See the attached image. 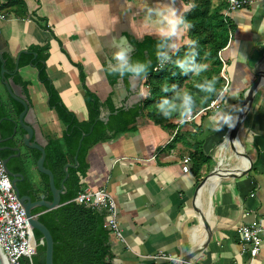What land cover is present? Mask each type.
<instances>
[{
	"label": "crops",
	"instance_id": "0c3cea01",
	"mask_svg": "<svg viewBox=\"0 0 264 264\" xmlns=\"http://www.w3.org/2000/svg\"><path fill=\"white\" fill-rule=\"evenodd\" d=\"M3 2L0 57L7 55L15 62L21 51L47 44L46 74L61 102L79 122L88 119L84 87L98 98L101 113L109 112L107 102L116 108L123 103L133 107L144 100L145 78H120L109 75L106 69L116 50L112 46L114 37H123V42L131 45L132 59L136 45L146 39H159L156 24L146 19L143 8L145 3L159 7L163 0H129L130 7H126L125 0ZM198 3L199 0H176V8L183 15ZM224 4V0H209L210 9L221 7V14ZM33 17L43 19L50 30L41 29ZM226 19L232 32L226 47L219 51L227 79L221 90L227 89L230 98L226 110L236 117L247 90L256 80V72L264 75V0H252L249 6L230 11ZM188 40L186 32L177 38V44H187ZM202 64L210 68V61ZM29 69L34 70L40 89L31 83ZM17 73L27 83L33 113L45 138L60 137L64 128L54 109L47 105V92L36 69L27 65L18 68ZM225 106L220 103V107ZM212 112L206 111L193 122L183 124L169 118L173 125L169 128L154 124L144 111L128 131L88 150L87 167L80 175L81 188H103L115 202L122 239L112 236L110 240L114 264H180L182 253L203 238L205 229L198 216L195 191L211 167L204 165L200 177H196L191 163L188 172L182 171V159L192 151L194 141L202 142L205 153L211 155L224 129L227 133V126L213 131L209 123ZM192 124L200 127L195 138L190 136ZM239 131L247 155L241 167L245 170L226 177L214 172L204 186L201 213L207 217L212 235L192 256L190 264H264V234L260 252L250 263L238 245V227L264 217V82L256 90ZM229 134L222 136L217 149L219 166L224 162L234 165L238 160ZM32 179L37 189L39 175L33 173Z\"/></svg>",
	"mask_w": 264,
	"mask_h": 264
},
{
	"label": "trees",
	"instance_id": "16d2710c",
	"mask_svg": "<svg viewBox=\"0 0 264 264\" xmlns=\"http://www.w3.org/2000/svg\"><path fill=\"white\" fill-rule=\"evenodd\" d=\"M21 1V0H19ZM4 5V4H3ZM226 7V4H224ZM220 8L214 10L209 7V0H199V3L190 11L183 15L192 24V28L187 31L191 40L198 42L197 61L202 64L203 61H210V68L200 76L189 74L182 75L179 69L172 64H166L158 70H154L158 64L155 58V45L158 39H146L141 44L136 45V54L133 60L148 61L151 60L149 74L145 78L144 85L147 87V98L142 102L126 110L119 108L118 112L109 116L107 122L97 121L90 134L85 136L78 148L79 139L82 133H88L94 120L100 115V102L96 95L84 87V100L88 110L87 121L79 122L75 115L70 112L61 102L58 93L53 87L45 71V62L48 57V45L30 46L28 53L20 52L18 66L19 68L27 65L33 66L37 71L38 80L43 84L47 92V105L54 109L57 119L63 126V132L60 137L48 139L45 146L44 165L53 176L56 187L60 186L64 178L63 167L66 163H74V156L77 151L78 167L68 169V178L64 182L66 193L61 196V204L52 210L46 211L43 207L33 210V214L38 215L39 221L49 230L53 239V264H114L115 255L111 250V233L106 228V212L104 210H94L83 205H78L72 201L77 192L81 189L80 175L85 173L86 155L88 150L100 141H106L120 133L128 131L135 122L136 118L146 112V116L154 124H165L173 128L172 123L159 114L156 103L166 93L162 91L165 84L171 86L178 85L182 89L189 90L196 95L197 106L193 112L206 107L216 95L208 99H202L204 93L198 92L196 84L204 78L216 81L217 91L222 88L223 80L220 77L221 61L219 51L226 47L232 25L230 21L219 13ZM4 6L1 7L4 13ZM21 17V16H20ZM34 22L44 30H50L47 23L39 17H33ZM187 51L186 44L179 47L178 56H183ZM35 53V57H33ZM7 60L6 68L14 71L15 64L12 58L3 57ZM176 56H173L175 59ZM1 69V60H0ZM126 77V76H125ZM81 81H84V75L80 72ZM15 79L21 81L18 73H15ZM27 85L26 82H24ZM170 95V93H168ZM110 112L115 108L107 102ZM177 118L175 116L171 117ZM177 123L178 120H177ZM181 124V123H180ZM190 136L195 138L200 134V127L192 124L190 126ZM226 133L224 129L221 138ZM187 145V144H186ZM188 146V145H187ZM192 151L188 153L191 160V169L196 177H200V170L204 165H209L210 156L205 153L203 143L194 141L191 145ZM40 153L32 151V166ZM37 172V171H36ZM40 177V183L35 190L37 196L34 200L40 198L51 200V193L48 187L47 176L37 172ZM27 189L32 192V185L28 181ZM38 245L30 259L23 258L20 264H45V244H41V234L33 231Z\"/></svg>",
	"mask_w": 264,
	"mask_h": 264
},
{
	"label": "clouds",
	"instance_id": "9594fccd",
	"mask_svg": "<svg viewBox=\"0 0 264 264\" xmlns=\"http://www.w3.org/2000/svg\"><path fill=\"white\" fill-rule=\"evenodd\" d=\"M126 7H130L129 0H125ZM143 12L148 21H152L157 26L158 42L155 45V58L162 69L166 64H172L179 69L182 75L192 74L200 76L207 70V65L197 61L198 42L189 39L187 41L183 56H178L179 45L177 38L192 28V24L176 8V0H163L159 7H154L145 3ZM124 38H113L112 46L116 49L112 54V61L106 69L109 75L123 78L128 76L130 79L139 80L146 78L151 67V60H133L131 57L132 47L123 42ZM173 56H176L173 59ZM198 92L204 93L202 99H208L212 95L217 96V104L223 103L225 107H216L209 118L210 126L213 131H220L222 127L229 128L234 126L236 117L232 112L227 111V89L217 91L216 81L204 78L196 84ZM162 91L166 95L162 96L156 103L157 111L165 119L175 116L179 123L183 124L192 116L197 106L196 95L178 85L165 84ZM170 93V95L168 94ZM144 95L147 98L146 94Z\"/></svg>",
	"mask_w": 264,
	"mask_h": 264
},
{
	"label": "built area",
	"instance_id": "2783aa9c",
	"mask_svg": "<svg viewBox=\"0 0 264 264\" xmlns=\"http://www.w3.org/2000/svg\"><path fill=\"white\" fill-rule=\"evenodd\" d=\"M226 7L223 11V17L226 18L230 11L249 6L252 0H224ZM3 0H0V19L4 17L1 11ZM160 69L157 64L154 70ZM223 83L227 79L223 68L220 72ZM217 96L203 109L193 112L187 122H193L198 116L206 111H215ZM190 157L186 155L182 159V171L190 170ZM72 201L78 205L94 210H104L106 212V228L114 238L122 239V235L116 219V206L112 196L103 188L91 190L82 187ZM36 216V215H34ZM262 234H264V217L254 219L249 224H242L238 227V245L240 252L249 257V263L259 254L262 243ZM43 244V240H40ZM38 245L34 237L33 230L26 217L24 208L16 198L13 187L8 176L4 171L0 160V255L4 264H20L21 259H30Z\"/></svg>",
	"mask_w": 264,
	"mask_h": 264
},
{
	"label": "water",
	"instance_id": "95a60500",
	"mask_svg": "<svg viewBox=\"0 0 264 264\" xmlns=\"http://www.w3.org/2000/svg\"><path fill=\"white\" fill-rule=\"evenodd\" d=\"M2 39H1V35H0V50L2 49ZM23 53H28L27 50H23L21 51ZM19 56L20 53L16 56L15 58V68L14 71H17L19 66H18V60H19ZM33 57H35V53H33ZM7 73V71L4 69V62H1V69H0V75L1 78L4 77V74ZM264 82V75L256 72V80L254 81V83L250 86V88L247 90L246 95L242 101V104L240 106V109L238 111V114L236 115V120L234 123V126L229 128L227 133L231 132L232 136L234 138L237 137V131L239 129V125L242 121V118L245 116V114L247 113L254 94L256 92V90L258 89V87L260 86V84ZM5 83L7 84V82L5 81ZM8 83H10V85L12 86V94L16 95L15 99L18 101H21L20 99H18V94H19V89L17 87V85L14 83L13 79H9ZM22 102V101H21ZM132 107V105L130 103H123V105L116 107L114 112H106V113H100V115L94 120V123L90 126V129L88 131V133H82L81 137L79 139V143H78V148L80 146V143L82 141V139L87 136L88 134H90V132L93 129L94 124L97 121H101V122H107L109 119V116L111 114L115 115L118 112V109H128ZM32 108L29 107V109H27V106L24 105V109L22 110V112H20L19 114V123L22 126V129L24 130V134L22 136V142L23 144L29 148V149H35L37 150L40 155L38 157V159L35 162V169L38 173L43 174L45 176H47L48 178V187H49V191L51 193V200H46L43 198H40L38 200L35 201H31V198L28 195H24V196H20L19 194V190L17 188V186L15 185L16 181L19 180L20 175L19 174H10V176H12V187L13 190L15 192L16 198L18 199V201L20 202V204L22 205V207L24 208L26 217L28 218L29 224L32 228L33 231H38L41 236H42V240L43 243L45 244V264H53V239L52 236L49 232V230L39 221L38 219V215L37 214H33V210L39 207H43L46 211L52 210L57 208L61 203V196L64 195L66 193V187L64 185V182L66 181V179L68 178V169L69 168H73L76 169L78 167V162H77V151H76V155L74 156V163H66L63 167V172H64V178L62 179L60 186L56 187L55 183H54V176L52 174V172L45 167L44 165V160H45V146L48 143V139H46L45 137H43L40 126L38 124V122L36 121V117L34 114V120H28L27 119V114L28 113H32ZM228 133V134H229ZM242 158L246 161L247 160V155L245 153V149L244 146L242 145V152H241ZM244 169L238 168V166H228V167H213L199 182L196 191H195V200L198 203V207L199 209L197 210L198 212V216L200 217L202 223L205 226V234L203 236V238L191 249H188L187 251H185L184 253H182L181 257H180V264H190V260L192 258V256L198 252L201 248H203L205 246V244L210 240L211 235H212V230H211V226L210 223L208 221V219L206 218V216H204L201 211H200V197L202 194V191L204 189V186L206 185L208 179L213 175L214 172L220 173L222 176L224 175H235L238 174L240 172H244ZM36 215V216H34ZM0 264H4L2 257L0 255Z\"/></svg>",
	"mask_w": 264,
	"mask_h": 264
},
{
	"label": "flooded vegetation",
	"instance_id": "af4514ba",
	"mask_svg": "<svg viewBox=\"0 0 264 264\" xmlns=\"http://www.w3.org/2000/svg\"><path fill=\"white\" fill-rule=\"evenodd\" d=\"M1 62H4V69L7 73L1 78L0 75V160L2 162L5 173L8 176L9 182L12 186V176L10 174H19L20 178L15 185L19 190L20 196L28 195L31 201H35L37 196L35 190V181L32 179V171L36 172L35 167H32V151L35 149L27 148L22 142L24 130L19 123V114L24 109L32 108V103L29 97L28 86L23 81L15 79V73L11 69L6 68L7 60L2 56ZM9 79H13L14 83L19 89L18 101L15 99L16 95L12 94V86L8 83ZM7 82V84L5 83ZM33 110V108H32ZM32 113H28L27 119L34 120ZM37 121V119H36ZM40 126V125H39ZM43 137L45 133L40 127ZM30 181L32 185V192L27 189V192H22ZM33 212V211H32Z\"/></svg>",
	"mask_w": 264,
	"mask_h": 264
},
{
	"label": "bare ground",
	"instance_id": "6f19581e",
	"mask_svg": "<svg viewBox=\"0 0 264 264\" xmlns=\"http://www.w3.org/2000/svg\"><path fill=\"white\" fill-rule=\"evenodd\" d=\"M243 119V118H242ZM241 123H242V121H241ZM241 123H240V125H239V129L241 128ZM239 129H238V131H237V137L236 138H234L233 136H232V133H230L229 134V137H228V140L229 141H231L232 143H233V145H234V147H235V151H236V159H238L237 160V162L236 163H234V165H231V167L232 166H238V168H241V167H243V165H244V159L242 158V155H241V152H242V142H241V140H240V131H239ZM239 157V158H238ZM222 167V166H221ZM220 168V167H219ZM217 173V172H216ZM215 173H213V175H214ZM211 178V177H210ZM209 178V179H210ZM208 179V180H209ZM208 182V181H207ZM201 199H200V211L202 212V208H203V202H202V198H203V196L201 195V197H200ZM207 218V217H206ZM204 229H205V226H204ZM203 231V228L200 230V232H199V235H200V233ZM205 232H206V230L204 231V233H203V235L205 234ZM203 235H202V237H203Z\"/></svg>",
	"mask_w": 264,
	"mask_h": 264
},
{
	"label": "rangeland",
	"instance_id": "374dc122",
	"mask_svg": "<svg viewBox=\"0 0 264 264\" xmlns=\"http://www.w3.org/2000/svg\"><path fill=\"white\" fill-rule=\"evenodd\" d=\"M180 47V46H179ZM30 73H31V75H29L30 76V79H31V83L33 82V85L34 86H37L39 89L42 87V85L41 84H38V82H37V79H36V77L34 78V75H33V73H34V70H31V69H29L28 70ZM223 133V132H222ZM229 133V132H228ZM228 133H226V135H225V137L228 135ZM223 142V139L221 138L218 142H216L215 143V145H214V148L212 149V154L211 155H209L210 156V160H211V162H210V164H209V166L208 167H211L209 170H208V172L213 168V167H221V166H219V164H218V158H217V155H216V153H217V149H218V147L220 146V144ZM212 155H213V159H212ZM233 163L232 162H224L223 164H222V167H228V166H231ZM32 167H34V166H32ZM207 172V173H208ZM33 173H35V176L37 175L36 174V172L33 170L32 171V175H33ZM222 177H226L225 175L224 176H222Z\"/></svg>",
	"mask_w": 264,
	"mask_h": 264
}]
</instances>
